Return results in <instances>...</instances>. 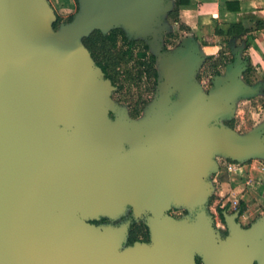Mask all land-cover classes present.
Masks as SVG:
<instances>
[{
	"label": "water",
	"instance_id": "95a60500",
	"mask_svg": "<svg viewBox=\"0 0 264 264\" xmlns=\"http://www.w3.org/2000/svg\"><path fill=\"white\" fill-rule=\"evenodd\" d=\"M84 3L86 17L55 37L45 0H0V264H194L196 248L213 246L203 222L193 234L165 218L153 224L152 250L134 243L112 260L108 252L117 238L99 236L71 212L80 209L84 219H94L129 202L157 214L172 193L196 202L204 156L215 145L233 144L222 130L196 132L218 109L214 102L195 109V96L187 91L177 124L160 131L167 150L159 161L138 151L133 161L97 165L101 146L113 148L138 134L103 127L111 108L110 81L98 80L103 74L91 69L81 38L103 21L150 32L147 15L164 6L158 0ZM78 40L82 51L74 47ZM58 125L74 129V138L63 142ZM231 232L229 251L211 254L207 264H252L260 251L247 243L256 232L243 234L233 224Z\"/></svg>",
	"mask_w": 264,
	"mask_h": 264
},
{
	"label": "rangeland",
	"instance_id": "374dc122",
	"mask_svg": "<svg viewBox=\"0 0 264 264\" xmlns=\"http://www.w3.org/2000/svg\"><path fill=\"white\" fill-rule=\"evenodd\" d=\"M45 1L48 6L46 21L55 37L87 15L84 0L73 3L69 13L56 11L48 0ZM158 1L164 7L147 15V24L152 28L150 32L133 30L130 23L123 22L110 24L103 21L97 26L103 34L120 29L128 41L143 40L148 52L145 59H140L141 48L136 46L132 49L130 62L127 65L121 63L118 69L120 78L110 82L108 99L111 108H108L106 119L102 120L103 127L108 130L122 127L138 135L135 139L117 143L113 148L101 146L97 150L96 164L110 168L121 159L133 161L138 151L147 153L152 163L159 161L167 150L160 131L177 124L189 97L187 91L195 96V109L200 110L213 102L214 108L218 109V114L207 118L196 132L207 134L222 130L233 144L215 145L204 156L207 168L195 183V190L202 192L196 202L180 200L172 193L168 197V206L160 208L157 214L147 208L137 210L129 202H120L112 214L104 211L94 219H84L80 209L71 212L94 227L99 236L117 238L108 252L112 260L133 247L127 243V237L134 226L143 231L135 243L143 244L148 252L152 250L155 243L153 224L168 218L174 222V227H187L193 234L199 232L201 222L205 224L213 246L208 250L196 248L194 264H207L206 258L211 254L229 251L225 244L233 238L231 224L243 234L256 232L247 246L260 251L253 256L252 264H264V77L251 65L250 45L244 33L221 37L217 41L220 51L213 56L215 60L208 61L210 55L204 54L201 46L211 43V37L203 41L179 30L167 15L174 7L172 0ZM57 17V28L53 29ZM74 47L83 50L79 40ZM127 47L120 38L117 39L116 49L125 52ZM219 54H222L221 62L216 60ZM149 56L155 58V83L146 78L126 81L125 72L130 71L134 78L139 70H144L140 64L147 62ZM88 61L91 69L98 68L90 57ZM176 70L182 78H177ZM178 79H182L180 83ZM98 80L108 79L102 76ZM142 102L146 105L136 117H132L135 105ZM57 128L64 131L63 142L76 134L74 129L61 125Z\"/></svg>",
	"mask_w": 264,
	"mask_h": 264
},
{
	"label": "crops",
	"instance_id": "0c3cea01",
	"mask_svg": "<svg viewBox=\"0 0 264 264\" xmlns=\"http://www.w3.org/2000/svg\"><path fill=\"white\" fill-rule=\"evenodd\" d=\"M48 1L53 9L64 13H69L74 3L73 0ZM179 21L195 38L204 41L211 37V43L201 46L203 53L210 56L220 51L217 41L227 38L228 29L240 26L250 45L251 65L264 77V0H190L187 6L180 7Z\"/></svg>",
	"mask_w": 264,
	"mask_h": 264
},
{
	"label": "trees",
	"instance_id": "16d2710c",
	"mask_svg": "<svg viewBox=\"0 0 264 264\" xmlns=\"http://www.w3.org/2000/svg\"><path fill=\"white\" fill-rule=\"evenodd\" d=\"M73 1L74 3H77V0ZM189 3L190 0H173L174 7L167 13V15L174 20L181 31H187V28L179 21V9L180 7L187 6ZM71 19V17L68 18L69 21H71ZM58 21L59 18L57 17L56 22L53 23V29L57 28ZM243 33H245L244 30L240 26L236 25L228 29L226 36L228 38L231 36L236 37L242 35ZM217 34L222 35V32L218 31ZM118 38H120L123 43L128 46L127 51L122 52L121 50L116 49V42ZM81 45L88 52L91 60L101 70L103 76H105L111 83L118 81L120 78L121 75L118 69L122 62L125 65L130 62L132 58V49L134 47L140 46L141 51L138 54L140 59H145L148 52V46L143 40L135 39L128 41L124 32L120 29L112 30L108 34H103L99 30L94 29L88 35L81 38ZM221 57L222 54H219L216 60L221 62ZM207 60L212 61L215 60V58L210 56ZM140 65L144 68V70H139L134 78L130 71L125 72L126 81H141V79L146 78L155 83L157 78L155 58L153 56H149L147 57V62H142ZM150 91H152V89ZM145 105L146 102L135 105L133 112H131V116L136 117ZM242 211L243 210H241V212ZM141 235H143V231H141L140 227H132L128 233L127 243L134 244L139 240Z\"/></svg>",
	"mask_w": 264,
	"mask_h": 264
}]
</instances>
